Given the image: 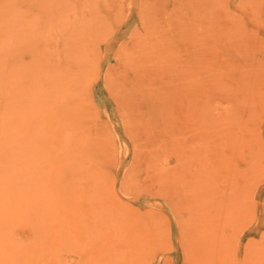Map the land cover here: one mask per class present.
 <instances>
[{"label":"rangeland","instance_id":"1","mask_svg":"<svg viewBox=\"0 0 264 264\" xmlns=\"http://www.w3.org/2000/svg\"><path fill=\"white\" fill-rule=\"evenodd\" d=\"M0 264H264V0H0Z\"/></svg>","mask_w":264,"mask_h":264}]
</instances>
